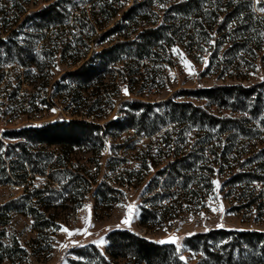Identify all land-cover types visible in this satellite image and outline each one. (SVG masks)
<instances>
[{
	"label": "rangeland",
	"instance_id": "374dc122",
	"mask_svg": "<svg viewBox=\"0 0 264 264\" xmlns=\"http://www.w3.org/2000/svg\"><path fill=\"white\" fill-rule=\"evenodd\" d=\"M54 1L66 21L37 28L28 17ZM111 1L0 0V244L25 250L17 264H148L109 251L110 235L129 230L160 246L174 238L155 264H264V237L234 233L264 232V0H227L243 5L246 18L254 14L252 37L234 22L199 34L190 19L145 58L136 56L139 34L166 26V9L178 0H154L153 18L138 24L122 20L136 0ZM116 44L123 57L93 80L70 75L90 60L100 64L99 53ZM239 85L259 87L223 105L201 92ZM133 100L161 115L169 100L193 104L225 124L168 122L148 136L126 128L147 125ZM72 120L116 124L68 145L14 132ZM34 210L49 220L45 229ZM222 230L229 233L193 238ZM0 264H12L1 250Z\"/></svg>",
	"mask_w": 264,
	"mask_h": 264
},
{
	"label": "trees",
	"instance_id": "16d2710c",
	"mask_svg": "<svg viewBox=\"0 0 264 264\" xmlns=\"http://www.w3.org/2000/svg\"><path fill=\"white\" fill-rule=\"evenodd\" d=\"M120 0H112L111 5H114L116 2ZM135 5L129 7V9L124 13L123 21L126 20L128 22H132L133 24H138L141 19L150 20L153 18V13H149V9L154 3V0H142L138 2L135 1ZM160 3L166 2L168 0H159ZM226 3V4H225ZM225 7L224 13L226 16L221 23H218V18L220 17L218 14L219 8ZM101 15L107 14L106 7H101ZM65 10L62 7L60 1H54L41 7L37 12H34L32 15L28 17L31 19V16H35L38 19V23L36 24L37 28L44 29L50 28L54 26H62L66 21V15L63 13ZM167 16L165 18V25L159 26L158 28H147L143 30L139 37L142 39L140 44H137L138 51L136 56L140 58H145L149 56V52L153 47L156 46L157 41L160 38L165 37V33L168 39L173 40L171 35L176 34L178 31L182 30L183 27L188 25L190 19L194 20V27L197 33L200 34V29H204L207 25L210 29L218 27L219 30H225L226 27L231 24L230 22H234L240 28H243V33L249 34L251 37L254 33L255 26H258L255 23V19L253 21V15H250L246 18L243 14L245 12V8L243 5L233 6L232 3H228L227 0H178L171 2L170 6L166 9ZM4 16L7 14V11H2ZM20 13H23V10H20ZM246 13V12H245ZM153 15V16H151ZM172 15V16H171ZM109 16V15H108ZM113 16L110 15L111 19ZM33 20V19H32ZM249 21L248 25L247 22ZM34 22V20H33ZM102 22V21H101ZM260 22V21H259ZM120 24V22L116 23V27ZM261 26V25H260ZM238 27V29H239ZM173 33V34H169ZM4 41L0 39V45H2ZM133 45L135 42H129ZM124 44H116L110 48L104 49L99 53L101 58V63L97 66L93 64V61L90 60L85 62L77 71L72 72L70 75L74 76L76 79H83V81H91L94 79V76L97 75L98 70L102 67H105L107 63H115L121 60L123 57V52L118 49L120 46ZM65 50V48L63 47ZM259 86L252 87H243V86H218L212 89H204L202 90V96L206 98H212L218 104H224L227 97L233 96L234 94L238 96H250ZM130 103L131 108L141 113V122L140 125H145V128H141L140 126H134L133 124H126V128H138V132L147 133L148 136H153L160 132V130L168 125V122L180 124V123H193L197 124H209L210 126L216 125H224V120L220 119L217 116L210 114L209 112L203 110L200 107L194 106L193 104H174L171 100L166 102L170 107H168L167 113L161 115L160 113L154 112V105L141 102L138 100H133ZM135 113V112H134ZM150 114H154L155 117L151 120ZM116 121L111 120L105 124V126H100L98 124H93L90 122L82 121V120H72L67 125L64 123H47L40 127L34 126H26L19 130L14 131L16 134H19L21 137L30 138L36 137V141L40 143H49V144H76L79 141L86 139L88 136L97 133L100 135L105 128H110L115 125ZM66 126V127H65ZM6 133V132H5ZM27 162L28 160L25 159ZM29 162V161H28ZM35 174H44L43 171H36ZM4 174L8 176V171L5 169ZM28 174V172H27ZM27 174L24 177L17 176L20 183L26 182ZM80 180V179H79ZM82 180V179H81ZM34 209V208H33ZM34 216L36 218V226L38 229H45L43 223L49 222L46 219L45 215L39 214L36 210H34ZM48 219L52 220L53 217H49ZM42 220V222H41ZM49 225V224H48ZM222 233H229L227 231H213L211 233H202L195 235L193 238H206L211 235H219ZM240 235V238H252L255 237L257 239H261L264 237V232L259 231H236L234 232ZM109 240L112 243L110 248V252L115 258L119 257H128L132 256L133 258L146 262L148 264H155V261L159 258L165 256V247L168 245H159L156 242L149 241L138 234L129 231V230H120L112 233L109 237ZM254 243V242H253ZM0 250L4 257L8 258L12 264H17V257L22 254H25V250L19 248L16 245L14 248L12 246H4L0 244ZM164 253V254H163ZM103 261L104 257H102ZM259 262H254V264H258ZM263 263V262H260ZM106 264V262H105ZM108 264V263H107ZM215 264H220L219 260L215 262Z\"/></svg>",
	"mask_w": 264,
	"mask_h": 264
},
{
	"label": "water",
	"instance_id": "95a60500",
	"mask_svg": "<svg viewBox=\"0 0 264 264\" xmlns=\"http://www.w3.org/2000/svg\"><path fill=\"white\" fill-rule=\"evenodd\" d=\"M173 240H174L173 237L165 238V239L162 240V241H164V243H161V245H169ZM181 259L185 260L184 257H182Z\"/></svg>",
	"mask_w": 264,
	"mask_h": 264
},
{
	"label": "snow or ice",
	"instance_id": "6c2138e0",
	"mask_svg": "<svg viewBox=\"0 0 264 264\" xmlns=\"http://www.w3.org/2000/svg\"><path fill=\"white\" fill-rule=\"evenodd\" d=\"M213 183H216L215 181ZM213 211H215V209H213ZM127 222V221H126ZM161 243H164V241H161Z\"/></svg>",
	"mask_w": 264,
	"mask_h": 264
},
{
	"label": "built area",
	"instance_id": "2783aa9c",
	"mask_svg": "<svg viewBox=\"0 0 264 264\" xmlns=\"http://www.w3.org/2000/svg\"><path fill=\"white\" fill-rule=\"evenodd\" d=\"M151 16H153V15H151Z\"/></svg>",
	"mask_w": 264,
	"mask_h": 264
}]
</instances>
